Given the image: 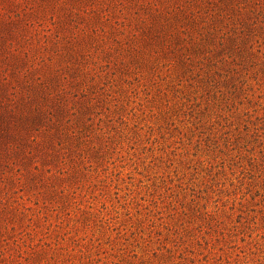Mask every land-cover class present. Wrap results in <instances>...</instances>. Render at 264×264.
I'll return each instance as SVG.
<instances>
[{"label":"rangeland","instance_id":"374dc122","mask_svg":"<svg viewBox=\"0 0 264 264\" xmlns=\"http://www.w3.org/2000/svg\"><path fill=\"white\" fill-rule=\"evenodd\" d=\"M164 1L0 0V264H264V0Z\"/></svg>","mask_w":264,"mask_h":264},{"label":"trees","instance_id":"16d2710c","mask_svg":"<svg viewBox=\"0 0 264 264\" xmlns=\"http://www.w3.org/2000/svg\"><path fill=\"white\" fill-rule=\"evenodd\" d=\"M236 1L237 0H169L168 2L164 1L160 3L159 7L155 5L151 6L150 14L154 24L157 25L155 26L156 33L161 36L164 35L163 38L166 39L165 41L169 42L166 46L170 47L173 44L175 47V45H179L180 42L189 41L190 49L193 50V52L201 53L210 45V39L208 37V40L203 38L212 36L213 33H210V31H218L216 22L219 19L221 22V19L230 18L228 15L232 14L235 10L241 9ZM211 6H214L216 13L211 16L209 21H202L201 16L203 14H207L208 16L211 15L213 10ZM200 22H203L205 25L198 26ZM167 31H170L169 36L165 35ZM191 34H194L193 37ZM163 40L159 42L160 45L163 44ZM171 50L173 51L174 49L172 48ZM180 50L181 49H177L178 52ZM186 59L188 60L189 58Z\"/></svg>","mask_w":264,"mask_h":264}]
</instances>
